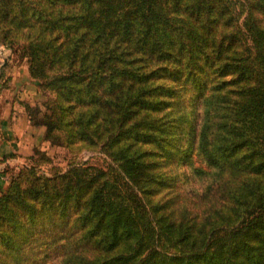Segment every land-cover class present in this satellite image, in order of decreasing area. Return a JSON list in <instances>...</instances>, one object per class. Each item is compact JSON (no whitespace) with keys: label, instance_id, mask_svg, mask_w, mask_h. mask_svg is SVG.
I'll use <instances>...</instances> for the list:
<instances>
[{"label":"trees","instance_id":"1","mask_svg":"<svg viewBox=\"0 0 264 264\" xmlns=\"http://www.w3.org/2000/svg\"><path fill=\"white\" fill-rule=\"evenodd\" d=\"M0 8V41L27 43L31 74L54 95L48 114L28 113L32 123L52 144L104 152L118 166L73 161L50 177L25 166L0 196V264H38L43 241L31 232L49 227L44 243H59L66 264H108L118 255L115 233L129 251L159 242L236 264L235 236L264 217V0H0ZM189 89L186 127L188 106L174 101ZM167 144L236 169L230 196L243 218L223 237L197 230L190 241L185 224L143 207V191L127 188Z\"/></svg>","mask_w":264,"mask_h":264},{"label":"rangeland","instance_id":"2","mask_svg":"<svg viewBox=\"0 0 264 264\" xmlns=\"http://www.w3.org/2000/svg\"><path fill=\"white\" fill-rule=\"evenodd\" d=\"M0 14H2L1 8ZM3 35L4 30L0 27V36ZM26 44L9 40L0 41V115L4 108L10 106L12 111L18 110L26 113L30 125L44 129L43 138L32 145L31 142L28 143L30 153L27 151L25 153L13 152L0 158V196L4 190L11 188L12 184L18 185V175L25 166L30 170V166L33 165L37 173L49 177L65 172L73 161L86 162L88 165L102 168L110 166L114 167L113 169L118 168L116 162L104 152L70 151L63 144H52L45 139V126L32 123L28 113L37 111L39 117L45 113L48 114L50 109L47 104L51 103L50 98L54 95L50 93L49 87L41 86L43 78L31 74L32 63L27 54L28 49L23 47ZM195 93L192 89L180 90L174 101L176 105L188 106L187 113L182 117L185 119L186 127L191 126L194 119L192 100L196 96ZM181 153L182 150L178 146L167 144L164 152L157 153L155 157L146 158L147 169L141 175L138 185L127 182V188L138 190L140 195H142L140 190L143 191L146 199L143 207L157 208L158 215L171 213L185 224L184 226L190 229L186 233H194V235H186L190 241L197 238L198 235H195L199 234L197 230H203L207 235L218 234L223 237L233 227L238 226L243 218L236 216L238 211L241 212V204L230 196V191L233 188L236 189L233 177L236 169L232 164H226L225 171H221V165H217L216 168L209 167L201 159L192 158L189 152L186 157H182ZM31 156L34 158L31 159ZM35 158L36 162L31 164ZM155 161V167H150V164ZM216 169H221L219 177L215 175ZM30 172L33 171L30 170ZM117 182V179H112L109 189L116 190ZM134 203L136 202H133V205ZM231 205H235L238 210L230 211ZM139 206L138 203L134 208L140 209ZM113 217L114 215L110 216V219ZM158 217L156 215V218ZM81 222L82 220L77 219L76 226L73 228L76 236L84 231L80 227ZM255 225L256 229L251 230L246 224L244 231L235 236L236 240L233 243L235 248L231 250V253H233L236 264H257V260L259 264H264V217L259 219ZM118 230H122V226L118 227ZM108 231L112 233L110 226ZM53 233L54 230L50 227L42 233L36 229L31 232L38 241H43V246L37 249L40 252L37 258L39 259L38 264H66L57 256V253L61 251L58 247L59 243H44ZM114 239L117 243L114 244L112 250H116L118 255L109 259L108 264H214L208 260L207 255L186 254L177 250L178 248L163 246L159 242L150 244L149 247V244L147 247L142 246L138 251H129L121 244L120 234L115 233ZM209 239L217 241L218 245L225 243L222 238L215 240L210 237ZM209 249L212 251L213 246ZM28 264H33V262L29 261Z\"/></svg>","mask_w":264,"mask_h":264},{"label":"crops","instance_id":"3","mask_svg":"<svg viewBox=\"0 0 264 264\" xmlns=\"http://www.w3.org/2000/svg\"><path fill=\"white\" fill-rule=\"evenodd\" d=\"M43 130L30 125L26 113L12 111L11 106L4 108L0 115V158L13 152L30 153L28 143L31 142L32 145L40 141L43 138Z\"/></svg>","mask_w":264,"mask_h":264}]
</instances>
